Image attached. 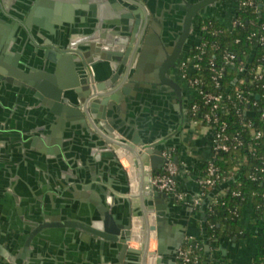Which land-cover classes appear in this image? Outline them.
Segmentation results:
<instances>
[{"label": "water", "instance_id": "water-1", "mask_svg": "<svg viewBox=\"0 0 264 264\" xmlns=\"http://www.w3.org/2000/svg\"><path fill=\"white\" fill-rule=\"evenodd\" d=\"M63 1H81L86 14L94 16L96 22L89 33H82L73 26L71 11L66 16H60L58 10L54 11ZM138 1L140 10L124 0H0V14L6 15L11 26L18 31L15 47H0V88L5 86L9 91H15L16 95L27 96L32 102L40 101L42 114L49 120H57L66 129L64 135L70 137L67 141L73 143L83 137L93 138L111 158L107 171H96L92 177L81 168L71 172L70 177L75 182L59 181L58 175L51 177L54 181L47 188L50 202L45 201L38 206L42 210L43 221L29 224L27 235L20 232L18 236L9 238L0 228V264L11 263L12 249L28 253L36 241H45V229L48 228L65 229L73 236L84 234L85 241L91 246L97 245L99 252L110 253L113 261L104 264H144L154 257V264L177 263L178 251L194 214L191 206L194 200H188V206L172 195L154 190L152 178L164 168V151L186 147L181 142V135H172L175 130L169 108L160 107L144 87L147 86L145 82L155 83L163 96L171 94L169 86L181 91L171 79L174 56L170 47L182 49L194 24L193 19L212 1L187 7L181 16H169L157 41L152 42L155 44L152 50L149 34L156 29L153 24L147 27L144 38H139V14L143 9H150L153 13L151 0ZM42 12L57 27L44 24L54 33L52 40L42 39L34 29L33 22ZM36 48L41 60L27 61L23 58L29 54L31 58ZM14 50L17 53L12 55ZM147 60L151 67L144 70L147 76L143 79L142 69ZM53 66L56 69L51 73ZM135 83L140 84L138 96L132 93V87H138ZM138 97H141L139 107L151 99V114H147L150 110L146 106V115L136 110L138 106L130 109L129 104ZM128 110L133 111L134 117L127 114ZM178 141L180 145H177ZM122 158L127 159L138 181L143 176L141 192L139 188L138 193L133 192L130 171L122 166ZM175 161L179 162L178 156ZM113 163L114 168L126 177L125 189L117 190L121 195L106 186L110 185V181L104 176L110 173L112 177ZM92 180L103 184H93ZM234 182L235 179H232L224 187ZM72 191L75 195L91 196L87 209L66 196ZM56 193L61 195L62 207L59 213L53 214L49 204L57 207V203H53ZM216 193V189L212 190L201 207L206 264H212L216 259L219 264H225L227 258H234L235 254L227 253L230 240L234 242L231 252L236 253L239 248L237 237H226L221 241V253L212 251L206 234V210ZM114 202L118 205L115 213ZM93 205L100 210V218ZM107 205L111 206V210ZM138 238L141 240L139 247H133L131 243ZM154 238L158 244L156 252L150 250ZM75 252L86 264H94L87 263L88 255L82 252V248H76Z\"/></svg>", "mask_w": 264, "mask_h": 264}, {"label": "crops", "instance_id": "crops-1", "mask_svg": "<svg viewBox=\"0 0 264 264\" xmlns=\"http://www.w3.org/2000/svg\"><path fill=\"white\" fill-rule=\"evenodd\" d=\"M124 1L129 2L130 5L136 6L140 10L141 5L139 3L131 0ZM67 5L72 6L71 9L66 8ZM57 6L60 7L58 9L55 7L54 11L58 10L60 16H66L68 12H72L71 16H74L73 26L76 29H79L82 33H89L91 31L96 20H94V16L92 17L86 14L82 7L84 4L81 1H63ZM151 7L153 13H151L150 9H143V12L139 14V19L141 22H145L148 27L153 24L156 28L149 34V43L152 46L150 47L152 50L155 47V44L152 42L157 41L159 33L163 31L169 16L177 17V14L178 16L185 14L186 2L185 0H151ZM43 12L35 18L33 26L42 39L52 40L55 35L44 24L53 25L56 29L57 27L51 18L47 17ZM98 13L99 9H97ZM233 17V13H224V15L218 16L217 18L224 22H230ZM17 33L18 31L14 30V27L11 26L9 18L6 15L0 14V47H15L18 39ZM111 35L114 36V33H111ZM38 47L39 49L41 48V46ZM36 50L37 48L34 53H31V58H29L30 54L26 57L23 56V58H26L27 61L30 59L33 61L41 60ZM16 53L17 51L14 50L12 55ZM144 62L145 68L142 69L143 74L141 76L143 79L147 76L144 70L149 69L151 65L149 60ZM55 69L53 66L51 73H54ZM145 83L147 86L144 88L151 99L156 100L160 107L167 106L169 108L166 107L172 115L173 120L171 124L175 130L172 135H181V142L186 147H179L178 149L168 148V150L173 152L174 157H179L178 163L182 168L180 175L177 177L179 188L188 193V200L193 199L199 192L198 180L204 175L206 165L213 156L212 131L208 128L196 129L193 127L190 110L187 108L185 112L186 109H183L184 106L180 103L178 104L175 96L172 94L163 96L157 84L152 82ZM135 86L138 87H132V93L138 96L140 84L135 83ZM184 88L187 89L188 99L191 100L193 91L186 84ZM14 92L12 89L9 91L5 86L0 88V228L7 233L8 238L12 235L18 236L20 232V234L24 232L27 235L29 232V224H38L43 221L44 218L40 214L42 210L38 206L45 201L50 202L48 196L50 192L47 188L54 181L51 177L58 175L59 181L75 182L70 177L71 172L72 170L80 168L82 170L84 169V172L89 177H92L96 171H99V173L103 170L107 171V164L111 159L109 154L93 138L87 139L83 137L73 143L67 141L70 137H65L64 133L66 129L62 128L57 120H49L47 116L42 114L39 108L41 106L40 101L32 102L27 96L16 95ZM149 99L141 103L139 107L138 102L141 100V97H138L134 103L129 104V107L130 109H134L138 106L136 110L144 113V115H146V108H148L150 111L147 114H151L152 107H149V104H152V102ZM127 114L134 117L133 111L128 110ZM136 117L139 118L137 115ZM177 145H180V141L177 142ZM121 163L126 170L130 171L131 180L133 176V192L138 193V188L141 192L144 180L143 176L141 175L138 181L134 173L130 170L127 159L122 158ZM114 166L115 164L113 163L112 177L110 173L104 176L110 181V185L106 184V186L113 193L121 195L117 190L125 189L127 186L126 177L123 172L121 173ZM94 182L93 180L91 181L93 184ZM228 182L221 183L212 190H217L216 195L225 194L230 185L228 187H224V185ZM95 183L103 184L98 180ZM69 188L72 190L73 187L70 186ZM75 193H77L76 190ZM66 196L76 202V204L80 203L86 209L91 198V196L87 197L86 195L85 197L75 195L73 191L67 192ZM40 197H43V199H40ZM60 197V193H56L53 198V203H57L56 208H53L54 206L52 207L49 204V209L51 208L53 214L59 213V208L62 207L60 205L62 202ZM113 204V212L115 213L118 205L116 202ZM186 204L188 206L190 205L187 202ZM107 208L111 210L110 205H107ZM93 209L96 211L97 217L100 218V210L98 207L93 205ZM255 216L253 203H246L242 208L241 218L245 225L252 228L251 235L241 239L234 236L239 241V248L236 253L230 250L231 244L234 243L230 240L227 253L231 255L235 254L236 256L234 258H227L225 264L250 263L254 254L263 251L264 226L255 224ZM45 233V241L40 239L38 242L36 241L28 253L12 249L11 255L13 259H11V263H8L86 264V261H82L80 254L75 252L78 247L82 248V252L88 255L86 256L88 258L87 263L104 264L105 262L110 263L113 261L108 251L101 253L97 245L91 246L89 242L85 241L82 236L84 234H76L73 236L68 232L66 233L65 229L52 228L45 229ZM202 233V222L193 214L190 218L187 235L199 237ZM139 239L131 243V245L138 248L139 243H141ZM211 244L214 253H221V243L218 245L215 243ZM154 262L153 259L144 262V264H154ZM212 264H219L218 259L213 261Z\"/></svg>", "mask_w": 264, "mask_h": 264}, {"label": "trees", "instance_id": "trees-1", "mask_svg": "<svg viewBox=\"0 0 264 264\" xmlns=\"http://www.w3.org/2000/svg\"><path fill=\"white\" fill-rule=\"evenodd\" d=\"M261 6L260 13H255L251 8L238 11L240 23L235 27L217 17H210L202 24L206 27L207 34H204L203 42L207 45L201 60V69L194 75L204 79L208 91L224 95L218 110L219 118L227 123L230 136L243 140V144L237 149L220 151L214 159L222 174L235 176V182L226 193L217 194L206 210V234L210 242L217 245L228 236L241 239L251 235L252 228L245 225L241 218V211L246 203L251 202L254 205L255 224L264 226V89L263 83L253 77V69L259 63L264 65V46L257 44L256 37H251L253 32L259 31L261 23H264V0ZM226 53L236 54L234 66L226 63ZM211 59L218 67L223 68L219 87L212 81L213 73L209 69ZM240 66L245 67L244 73L239 70ZM239 93L252 97L258 102V106L240 102ZM237 107L244 110L242 115L237 113ZM257 131H262L260 139L254 137ZM251 175L257 178L252 179ZM200 237L201 262L205 264L203 234ZM249 264H264V253L254 254Z\"/></svg>", "mask_w": 264, "mask_h": 264}, {"label": "built area", "instance_id": "built-area-1", "mask_svg": "<svg viewBox=\"0 0 264 264\" xmlns=\"http://www.w3.org/2000/svg\"><path fill=\"white\" fill-rule=\"evenodd\" d=\"M262 0H239L238 11L241 9L247 10L251 8L255 13L261 12ZM238 11L229 22V25L235 27L239 25L240 20L238 19ZM206 27H202V37L200 42L195 46V48L190 52L187 57L182 62V78L186 82V85L193 91L190 100V116L193 127L196 129L208 128L212 131V152L213 156L208 161L204 175L198 180L199 192L193 198L194 203L191 204L194 208V214L201 220V207L205 199L208 197L209 193L215 188L219 183H224L235 179L234 175H224L220 169L215 164V156L218 152L224 151L228 152L232 149H237L243 144V140L239 137H232L227 132V123L219 118L218 110L222 104L224 95L222 93H215L208 91L205 88L204 79L199 75H194L201 69V60L205 54L206 42H203V36L206 33ZM207 34V33H206ZM251 37H256L257 44L264 46V23H261L258 32H253ZM236 58L235 53H226L225 61L230 66H234V60ZM209 69L213 73L212 81L215 82L216 86L219 87L221 84V77L223 75V68L218 67L215 61L212 59L209 61ZM239 70L242 73L245 72V67L240 66ZM253 77L255 80L262 82V88L264 89V65L259 63L253 69ZM242 82L244 79L240 78ZM240 102L246 104L252 103L253 106H258V102L253 100L252 97H248L238 94ZM245 109V108H244ZM243 109L237 107V113L242 115ZM262 118H264V112H262ZM251 125V122H249ZM256 139L262 137V131H257L254 133ZM165 158V165L163 170L154 175L152 178V186L154 190L167 195H172L182 202H187L189 195L187 192L182 191L178 186L177 177L180 175L182 168L179 163H176L174 154L171 150H166L163 152ZM264 171V168L262 169ZM252 179H256L255 175L250 176ZM264 199V192L262 194ZM214 199V198H213ZM212 199V200H213ZM264 206V204H263ZM203 234V233H202ZM201 237H196L195 235H186L182 246L180 247L177 255L176 264H202L201 262ZM204 239V238H203ZM154 244V247L152 248ZM152 248V249H151ZM158 249L157 240L154 238L150 243V250L156 252ZM264 253V251H262ZM155 260V257L153 258ZM206 264V263H205ZM249 264V263H247Z\"/></svg>", "mask_w": 264, "mask_h": 264}, {"label": "flooded vegetation", "instance_id": "flooded-vegetation-1", "mask_svg": "<svg viewBox=\"0 0 264 264\" xmlns=\"http://www.w3.org/2000/svg\"><path fill=\"white\" fill-rule=\"evenodd\" d=\"M133 2L139 3L138 0H131ZM207 1H212L207 6L203 7L198 14L193 19L194 24H192L191 32L188 35L187 41L185 45L182 47V49L177 50L172 49L171 55L174 56L173 64H174V74L171 77L173 83H176L179 85L181 91L178 92L176 89H173V87L169 86L170 91L172 90L171 94L176 97L178 104L180 103L183 107V109H186L185 112L190 110V100L188 99L187 95V89L184 88L186 82L182 78V62L187 57V55L192 52V50L195 48V46L200 42L201 35H202V24L203 22L210 18V17H218L225 14L233 13V16L238 11L239 7V0H187L186 2V8L192 7L194 5L205 3ZM186 10V9H185ZM147 24L145 22H140L139 25V38H142L147 30Z\"/></svg>", "mask_w": 264, "mask_h": 264}, {"label": "bare ground", "instance_id": "bare-ground-1", "mask_svg": "<svg viewBox=\"0 0 264 264\" xmlns=\"http://www.w3.org/2000/svg\"><path fill=\"white\" fill-rule=\"evenodd\" d=\"M131 175H132V173H131ZM132 180H133V176H132ZM135 187V186H134ZM140 240V239H139Z\"/></svg>", "mask_w": 264, "mask_h": 264}]
</instances>
